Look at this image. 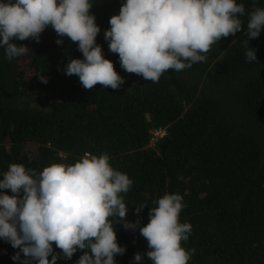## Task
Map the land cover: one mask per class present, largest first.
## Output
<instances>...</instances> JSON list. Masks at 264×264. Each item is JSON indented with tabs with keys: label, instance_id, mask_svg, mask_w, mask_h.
Segmentation results:
<instances>
[{
	"label": "trees",
	"instance_id": "16d2710c",
	"mask_svg": "<svg viewBox=\"0 0 264 264\" xmlns=\"http://www.w3.org/2000/svg\"><path fill=\"white\" fill-rule=\"evenodd\" d=\"M124 2L90 0L100 28L96 43L124 79L118 89L86 90L77 76L65 75L67 62L83 55L51 26L38 43L13 41L31 49L26 56L8 60L0 47V179L11 164L39 173L53 163L73 165L85 153H106L133 181L121 195L126 220H139L135 230L113 220L117 243L126 249L116 264H137L134 254L149 250L139 227L165 194L182 196L179 222L192 225L181 242L195 249L188 264H264V27L248 41L257 61H248L244 43L248 14L264 8V0H236L245 8L243 30L213 44L205 61L168 70L156 83L126 72L104 39ZM53 250L60 252L55 244ZM18 251L0 238V264H20L12 260ZM83 251L57 264H76ZM139 264L152 261L143 255Z\"/></svg>",
	"mask_w": 264,
	"mask_h": 264
},
{
	"label": "clouds",
	"instance_id": "9594fccd",
	"mask_svg": "<svg viewBox=\"0 0 264 264\" xmlns=\"http://www.w3.org/2000/svg\"><path fill=\"white\" fill-rule=\"evenodd\" d=\"M92 7L90 0H0V47L8 60L26 56L31 49L13 41L31 38L38 43L51 26L58 37L77 43L83 55L67 62L65 75L77 76L86 90L97 84L118 89L124 79L96 43L100 28L90 14ZM244 14V5L236 0H125L119 13L110 17L104 39L126 72L156 83L168 70L180 72L205 61L213 44L243 30L239 17ZM248 16L244 43L251 62L257 61L256 50L248 41L258 38L264 27V8ZM159 130L164 132L157 129L155 136ZM109 159L106 153H85L73 165L53 163L39 173L22 164L9 165L0 179V190L12 193L0 192V238L19 249L13 261L57 264L79 249L84 251L76 264H116L114 257L126 249L117 243L113 225L135 230L139 220H126L129 208L121 195L133 181ZM182 200L179 194H165L150 209L149 222L139 227L149 250L134 254L137 264L143 255L152 264H188L195 249L181 246L192 230L190 223L179 222ZM144 207H135V214ZM53 244L60 252H54Z\"/></svg>",
	"mask_w": 264,
	"mask_h": 264
},
{
	"label": "rangeland",
	"instance_id": "374dc122",
	"mask_svg": "<svg viewBox=\"0 0 264 264\" xmlns=\"http://www.w3.org/2000/svg\"><path fill=\"white\" fill-rule=\"evenodd\" d=\"M24 63H25V61H22V65L24 66ZM164 135V132H162V133H158V132H156V136L157 137H161V136H163Z\"/></svg>",
	"mask_w": 264,
	"mask_h": 264
},
{
	"label": "built area",
	"instance_id": "2783aa9c",
	"mask_svg": "<svg viewBox=\"0 0 264 264\" xmlns=\"http://www.w3.org/2000/svg\"><path fill=\"white\" fill-rule=\"evenodd\" d=\"M158 133H162V132L159 130Z\"/></svg>",
	"mask_w": 264,
	"mask_h": 264
}]
</instances>
